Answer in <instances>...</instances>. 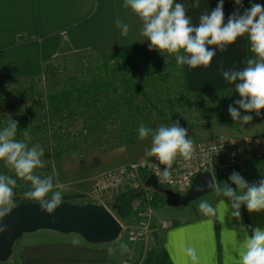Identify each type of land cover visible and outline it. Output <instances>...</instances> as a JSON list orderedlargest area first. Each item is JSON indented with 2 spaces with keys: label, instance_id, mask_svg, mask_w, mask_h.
<instances>
[{
  "label": "crops",
  "instance_id": "crops-1",
  "mask_svg": "<svg viewBox=\"0 0 264 264\" xmlns=\"http://www.w3.org/2000/svg\"><path fill=\"white\" fill-rule=\"evenodd\" d=\"M176 2L188 6V15L194 25L198 24L204 11L210 12L218 4V0H200V7L192 8V0ZM123 3L124 0H0V78L9 74H39L44 63L64 48L90 51L101 58L125 50L156 52L149 51V42L143 41L140 35V20L130 9H125ZM242 3L243 7H239L234 0H224L225 22L233 12L238 10L243 14L253 3L264 5V0H242ZM116 18L128 24L126 33L115 26ZM250 56L247 38H238L224 52L217 51L209 67L191 69L184 65L186 88L196 93L235 88L223 80L220 66L223 65L225 70L242 69ZM191 136L194 142L224 137L259 139L264 136V121L243 123L238 129L215 127L203 139L192 131ZM150 145L151 138L90 155L80 160L79 169L76 164L64 165L65 177L63 173L58 175L59 183H69L63 196H90L99 174L148 156L146 149ZM245 173L252 177L264 175V158L250 160ZM226 179L235 190L236 185ZM137 197L135 188L123 187L106 193L103 199L111 204L118 221H168L166 228L158 226V229L162 234L160 251H164L170 264H239L238 253L244 238L241 229H247L249 234L256 227L264 229V211L250 213L246 205H241V216L237 219L231 215V201L217 197L214 190L186 206H162L149 210L144 207L145 211L143 205L138 211ZM203 200L218 208L217 217L200 213L198 205ZM223 200L229 206L226 213ZM96 201L93 203H99ZM124 204H128L129 214L127 207L122 208ZM73 240L79 243L73 245ZM112 244H89L74 233L63 235L41 229L23 234L14 242V247L21 264H133L121 258L115 250L109 255L108 249H114ZM188 247L196 249V262L186 254ZM157 257L158 254H154L145 264H160Z\"/></svg>",
  "mask_w": 264,
  "mask_h": 264
},
{
  "label": "clouds",
  "instance_id": "clouds-1",
  "mask_svg": "<svg viewBox=\"0 0 264 264\" xmlns=\"http://www.w3.org/2000/svg\"><path fill=\"white\" fill-rule=\"evenodd\" d=\"M234 2L243 7L242 0ZM190 6L199 8L200 0H192ZM123 7L130 9L140 20V35L143 41L149 42V51H158L167 59L174 57L178 66L187 65L191 69L209 67L217 51L224 52L238 38L246 37L252 56L246 58L245 67L225 70L221 65L219 70L223 80L234 85L240 97L234 105H229L232 120L246 124L253 119L248 113L261 115L264 109V5L253 3L243 14L238 10L233 12L225 22L224 0H218L216 8L204 11L195 25L188 15V6L176 0H124ZM115 26L125 33L129 30L128 24L120 18L115 19ZM241 109L246 114L241 115ZM17 131L18 122L12 118L0 129V162L14 172L15 177L30 185L23 193L24 198L36 202L41 212L51 215L63 203V194L68 186L54 183L51 175L42 178L36 174L37 169L45 167V151L39 144L29 147L25 140H17ZM23 135L28 137L29 133L24 131ZM148 137H151V145L146 149V155L155 157L164 166L162 178L169 183L172 182V165L177 158L182 159L186 167H190L195 159L194 143L189 138L188 129L180 126L179 121L161 124L156 129L141 123L138 138L144 140ZM229 180L236 185L235 190L227 183L223 187L216 183L207 186L215 191L217 197L231 201L233 217L240 218L241 205H246L250 213L264 211V179L249 184L238 172H233ZM17 187V179L0 174V222L15 207L14 190ZM222 204L225 213L228 212L229 206L224 200ZM198 210L206 217L218 216V208L206 200L199 203ZM6 231L8 226L0 223V234ZM241 231L244 238L238 253L239 264H264V229L256 227L251 234L245 228ZM72 243L77 245L79 241L73 240ZM120 250L127 251V245L121 244ZM185 251L193 262L198 260L195 248L188 247ZM113 253L114 249L109 248L108 254Z\"/></svg>",
  "mask_w": 264,
  "mask_h": 264
},
{
  "label": "trees",
  "instance_id": "trees-1",
  "mask_svg": "<svg viewBox=\"0 0 264 264\" xmlns=\"http://www.w3.org/2000/svg\"><path fill=\"white\" fill-rule=\"evenodd\" d=\"M160 55L158 51L125 50L108 58L98 57L96 66L81 81L47 91L38 84L44 74L5 75L0 78V129L12 118L18 122L16 139H24V131L28 136L51 138L48 143L52 158L58 162L94 144L107 150L142 141L138 138L141 123L152 129L176 121L191 128L204 123L234 126L228 108L240 99L235 88L207 93L189 91L184 66H178L174 57H169L170 63L178 66L182 79L179 85L168 84L160 76L162 70L166 71L157 61ZM147 59L155 61L150 63ZM47 68L44 66V70ZM75 120L82 123L80 133L68 129ZM113 121L118 122L114 127ZM65 140L68 146L62 149ZM68 150L71 153L64 158L63 153ZM90 151L79 156L91 154ZM149 191L151 199L147 205L165 206L161 191ZM82 196H63V201L74 203V198ZM157 262L170 264L164 251L158 253Z\"/></svg>",
  "mask_w": 264,
  "mask_h": 264
},
{
  "label": "rangeland",
  "instance_id": "rangeland-1",
  "mask_svg": "<svg viewBox=\"0 0 264 264\" xmlns=\"http://www.w3.org/2000/svg\"><path fill=\"white\" fill-rule=\"evenodd\" d=\"M97 58L98 56L90 53V51H73L68 48L59 50L58 53L51 57L48 62L44 63L42 67V71L40 73L44 74L45 77L41 80V82H38L39 86L41 87L40 89L43 91H47L49 89L68 87L72 84L78 83L88 75L89 71H91L94 66H96V62H98ZM145 61L153 63V61L155 60L147 59ZM157 61L161 63V67L166 69V71H161L160 76L162 77V79H165L168 84L179 85L178 81L182 79V75L179 71L178 66H175L173 63L171 64L170 59H167V57L164 55H160L157 58ZM46 65L48 68L44 70V66ZM240 112L241 115L246 114L242 109L240 110ZM248 114L252 115L253 117L251 122L264 121V109L261 110L260 116H257L254 112ZM179 123L182 127L187 128L188 130H190V132L192 131V133H196V136L202 139L203 137L209 136L214 131L215 127H228L204 123L198 124L191 128L185 122ZM234 123L235 124L233 127L228 128L238 129V127L243 124V122L240 121H234ZM115 124H118V122L113 121V127L115 126ZM81 128L82 123L79 120H75L68 129L69 131H72V133H80ZM17 140H25L28 143L29 147L35 144H39L41 147H43L45 151V156L43 157V159L45 160V167L43 169H37L36 174L40 175L42 178L51 175L53 176L54 183H59L58 175L63 173L65 177L67 171L64 168V165L76 164V168L79 169L81 159H84L90 155L101 153L106 150H102L104 149V146L94 144L91 148L86 147L82 151L75 152L74 154L69 156V158H65V156L68 157V155L71 153V150H68L67 152L63 153V157L65 158L64 160L54 162L52 158L53 153L49 147V141L51 140V138H47L46 136H28L24 139L18 138ZM72 140V137H70L69 142H72ZM89 140L87 142H90ZM67 146V141H63L62 149H65ZM88 149L91 150V154H88L86 156H79L80 153L82 154V152L88 151ZM0 174L11 175L13 178L18 180V187L14 190L16 193L15 205L26 200L23 196V193L25 192L24 190H28L30 185L27 182L19 180V178L15 177L14 172L8 169L3 164V162H0ZM229 177L230 175H217L214 176V179L216 184H219L221 187H223L224 183H226L227 181L226 178ZM63 184L69 186V183L67 181H64ZM160 186L163 188H167L163 185ZM149 189L150 188L147 187L145 190L149 191ZM136 190L140 192L138 189ZM96 200L97 199L93 198L91 195H83V197L74 198L73 202L77 204H86L93 203V201ZM102 202L105 203L112 211V207L109 202H106L104 199H102ZM140 206L138 205V211H141ZM126 207L128 209L127 214H129L131 210L128 207V204H124L122 208L125 210ZM163 207L169 206L165 204V206ZM143 210L145 211L144 206ZM145 219H147V216H145ZM119 222L122 226L120 234L116 240L110 243H113L112 246L114 250L121 258L132 262L133 264H144L146 260H149L154 254H158V252L160 251L159 239L160 237H162L160 230L161 221ZM158 226L160 227V229H158ZM14 242L11 245L10 251H7L3 254L2 258L0 259V264H21L18 252L15 251L16 246L14 247ZM121 244L127 245V251L121 252Z\"/></svg>",
  "mask_w": 264,
  "mask_h": 264
},
{
  "label": "built area",
  "instance_id": "built-area-1",
  "mask_svg": "<svg viewBox=\"0 0 264 264\" xmlns=\"http://www.w3.org/2000/svg\"><path fill=\"white\" fill-rule=\"evenodd\" d=\"M188 134L192 139L190 130H188ZM193 143L195 159L191 161L190 167H186L185 162L177 158L172 165L171 183L162 178L164 166L160 165L155 157L144 156L99 174L92 188L91 196L99 201L97 204H102L111 210L102 202L104 195L123 187H133L140 191L136 198V207L143 205L149 210L152 207L147 205V202L151 199V193L145 190L147 187L144 181L151 174L155 176L159 185L178 193H185L195 175L203 172L210 173L213 177L238 172L249 184L264 179V175L252 177L245 173V168L250 160L264 158V136L252 140L224 137L213 141H193ZM160 223L162 229L168 226V221Z\"/></svg>",
  "mask_w": 264,
  "mask_h": 264
},
{
  "label": "water",
  "instance_id": "water-1",
  "mask_svg": "<svg viewBox=\"0 0 264 264\" xmlns=\"http://www.w3.org/2000/svg\"><path fill=\"white\" fill-rule=\"evenodd\" d=\"M209 183H216L214 177L207 172L198 173L185 193H178L169 188H160L153 174L146 177L144 184L154 190L161 191L165 204L169 207H182L200 196L213 191ZM201 188V191L197 189ZM8 231L0 234V259L10 251L11 245L23 234L45 229L66 235L74 233L89 244L110 243L116 240L121 231V223L112 211L102 204H76L64 202L49 215L41 212L36 202H21L15 205L12 212L2 222Z\"/></svg>",
  "mask_w": 264,
  "mask_h": 264
}]
</instances>
